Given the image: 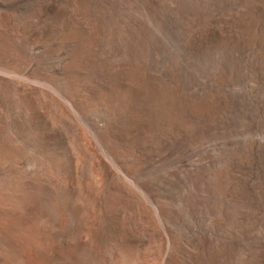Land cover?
Masks as SVG:
<instances>
[{"label": "bare ground", "instance_id": "obj_1", "mask_svg": "<svg viewBox=\"0 0 264 264\" xmlns=\"http://www.w3.org/2000/svg\"><path fill=\"white\" fill-rule=\"evenodd\" d=\"M202 17V29L188 53L190 63L206 57L205 92L201 100L192 101L184 109L188 113L183 110L181 113L178 100L168 93L173 85L187 81L185 76L182 78L180 65L168 66L170 72L168 67L158 73L151 70V63L144 61L134 34L104 31L95 37L96 46L79 48L68 69L54 68L60 79L56 94L60 101L41 87H29L21 111L14 96L7 98L18 86L16 78L0 77V98L13 105L3 115L0 149L9 144L16 160L22 153L23 144L19 141L24 143L21 138H25L27 150L35 158L25 172H19L20 177L11 169L5 174L0 160V175L4 172L1 176L9 197L31 209L28 212L34 222L28 233L35 237L33 241L24 239L36 251L35 256L31 251L30 264H92L96 252L100 258L96 264H132L123 255L135 248L143 229L150 238V243H145L149 248L144 246V256L150 255L158 264H264V0H205ZM52 19L53 27V23L37 27L27 21L25 33L47 35L50 30L54 33L90 23L76 17ZM100 22L105 24L107 20ZM119 51H125L127 56L111 64ZM29 52L31 62L39 65L42 59L39 47ZM94 61L99 63L97 67L92 64ZM84 63L94 79L74 83L71 74L82 73L78 67ZM76 87L81 88L80 94L73 92ZM200 110L205 117L202 155L196 154L192 143L182 142V137H189L188 131L174 128L168 132V138L162 137L160 116L187 117ZM42 112L51 117L53 126H60L58 140L73 142L74 155L68 153L67 147L54 153L51 142L54 130ZM12 129L17 131L16 135ZM81 134L86 146L83 150L77 145ZM167 176L183 188L178 195L174 192L177 196L172 194L163 202L158 187ZM84 178L88 179L86 183L90 181V188L86 187L89 191L80 185ZM81 213L88 217L82 218ZM85 223L92 227H84ZM1 230H4L0 229L2 262L29 264L26 258L22 263L23 246L18 243L27 232L13 229L7 235ZM116 249L120 250V259L114 263ZM110 252L114 261L107 257L112 255Z\"/></svg>", "mask_w": 264, "mask_h": 264}, {"label": "rangeland", "instance_id": "obj_2", "mask_svg": "<svg viewBox=\"0 0 264 264\" xmlns=\"http://www.w3.org/2000/svg\"><path fill=\"white\" fill-rule=\"evenodd\" d=\"M81 2H82V4H81ZM38 3H40V4H38ZM0 4H1L0 5V70H1L0 71V77H2V78L5 77L4 79H6V80H15V78H16V81L18 82V86L15 89L16 91L15 90L12 91L11 96L9 94H7V98L12 99V96H14L15 100L17 101L16 103H18L21 106V111L24 109V105L26 104V101H25L26 93L31 88H33L34 86H35L34 88L39 89L41 87L40 89H43L48 93L50 92V94L55 96L56 100L60 101L59 98L57 99L58 96L56 95L58 93V87L60 85V83H59L60 79L56 76V74L54 72V68L68 69L70 67L69 65H71L73 63V61L76 59V55L79 51V48L96 46L95 37L101 35L104 31H108V32L112 31L113 33L124 34L126 36H129L130 34L136 35V37L134 38V41H136L137 43L139 42L138 46L144 54V59H145L144 61L151 63V64L148 63L150 65L149 67L151 70H156V72H157V71L162 70L163 67L165 69L168 66L171 68V64L180 65V67H181L180 69L183 72L182 78L184 76L186 77V79H187L186 83L187 84L185 82H182L181 83L182 85H180L179 83L177 85L175 84V85H173L174 88L173 87L171 88V92H168V93L174 95L173 98L175 99V101L178 100L177 104L180 108L181 113H182V110L185 111L184 109L189 108V104L192 101L201 100V98L205 92V82L204 81H205V75H206V65L204 63H205L206 57L204 56V58H197V59H195V61L193 63H190L192 61V59L189 61L190 56L188 53L189 52L188 49H189L190 44L194 41V38L196 37L198 32L202 29V22H203L202 16L204 14L205 0H94V1H92V0H84V1H82V0H67V1H64L63 0L62 2H61V0H48V1L47 0H0ZM48 4H49V7H48ZM65 4H67V5L65 6ZM58 5L59 6L61 5V6L59 7ZM121 5L123 7L124 6L125 7L123 8ZM19 6H21V7H19ZM42 6L44 7V9ZM53 6H55V7H53ZM71 6H72V8H71ZM75 6H76V8H75ZM61 7H62V9H61ZM53 8H57V9H53ZM64 8H66V9H64ZM113 8H115V9H113ZM68 9H70L72 11H69ZM77 9L79 10V12ZM52 10H54V11H52ZM58 11L61 13H59ZM94 11H99L100 14H99V12H94ZM71 14H73V15H71ZM58 17L61 18L62 20L63 19L65 20V18L68 19V18L76 17V19L84 21V22H87L90 20V23L89 22H87V23H88V25H90L91 23L92 24H91V26L85 25L83 27L82 26H80V27L75 26V27H72L73 29L72 28H66L63 30L61 28L60 31H57L58 33L57 32L53 33V31L50 30L47 35L35 34V32L34 33L31 32L30 34L25 33L27 31L26 25H25V23L27 21H29V22L31 21L37 27L47 25L48 23L51 26V24L53 23V25L51 26V27H53L54 21L52 18H58ZM101 17H102V19H101ZM100 20H107V22H105V24H103L102 22L98 23ZM162 20H164L163 21L164 23L162 22ZM93 21H95V22H93ZM136 22H138L137 25H136ZM147 22H149V23H147ZM161 23H162V25H161ZM138 25H140V27ZM63 31H65V32H63ZM59 32L61 33V36H60ZM154 35H156V36H154ZM190 35H191V38H189ZM65 36L66 37L69 36L68 37L69 39L66 38ZM149 37H150V39H149ZM137 38H139V39L137 40ZM33 47H39V49H40V55L41 56L39 59H41V58L42 59H41V63L39 65H35L34 63L31 62L32 57H31V54L29 51H31V49ZM147 47H148V49H147ZM77 48H78V50H76ZM173 49H174V51H173ZM183 49L185 51L187 50L186 51L187 54H186V52H184ZM156 50H157V52H156ZM183 52H184V54H183ZM126 56H127V53L125 51H119L117 53V56L114 58L115 61L112 60L110 63L116 64L117 62L121 61L122 58H125ZM92 64L96 67L99 65V63L96 61H94ZM64 65H65V67H64ZM28 66H29V68H31L30 70H27ZM80 66L81 67H78V68L80 69V71L82 73H80L78 71L73 72L71 74L72 77H70V80L73 81L74 83H79L81 81L91 82L94 79V75L89 73V66L85 63H84V65L82 64ZM169 67L167 68V72H170ZM86 68H87V70H86ZM3 75H6V76H3ZM9 75L10 76L12 75V76L10 77ZM7 76H9V77H7ZM15 76H17V77H15ZM37 77H39V78H37ZM17 78H18V80H17ZM20 78H21V80H20ZM22 78H24V79H22ZM19 81H21L22 84H21V82L19 83ZM26 82H28V83H26ZM38 83H41V84H38ZM35 84H37V85H35ZM46 84H47V86H46ZM19 86H21V87H19ZM203 86H204V88H203ZM29 87H30V89H29ZM50 87L52 90L50 89ZM187 87H188V89H187ZM46 88H48V89H46ZM197 90H199L201 92H198ZM81 91H82L81 88L76 87L73 92L76 94L77 93L80 94ZM7 92H10V91H7ZM191 95H192V97H191ZM2 102L3 103L5 102V103L3 104ZM6 102L8 103L9 101L8 100L5 101V99L0 100V130H2V122L4 120L5 114H7L10 110L13 109L12 103L9 102L8 103L9 106H8L6 104ZM5 104L7 105V107L9 109L6 107ZM16 105H15V108L17 107ZM64 107H65V105H64ZM1 109L3 112L1 111ZM6 109L8 112L6 111ZM16 110H17V108H16ZM1 113H3V114H1ZM186 113H188V112H186ZM42 115L45 116V120L47 122H50V125L53 123L51 117L49 115L47 116L45 112H42ZM191 116L188 115L187 117H184V116L178 117V116L173 115L172 117L169 116L170 118L166 117V116H160L159 117V130H162L161 131L162 137H164V138H168L169 137V135H167L168 132L170 131V133H171L175 129L181 130L184 132L188 131L189 137L187 139H183V137H182L181 138L182 142L183 143L185 142L188 144L192 143L195 146L194 151H196V154L202 155L203 148H204L203 142H205V138H203L204 137L203 136V127L205 124V117L202 113V110H200L197 114L191 115ZM192 119H193V121H192ZM182 124H183V126H182ZM52 126H53V124L50 127L52 130H54L53 131V138L51 140V142L53 144L54 153H55V151H56V153H59L60 151L63 152L66 150V147H67V150L69 151L68 153L71 152L74 155L73 148H71V147H73V144H71L73 142L69 141V140L67 141L66 139H65V141H63V138H62V140H58V136H60L59 132H61L60 126H58V124H55L53 126L55 128H52ZM11 131H13L14 134L17 132L15 129H12ZM195 131H197V132H195ZM198 133H200V134H198ZM198 135H200L201 138L198 137ZM3 136H6V135L3 134ZM191 137H192V139H191ZM16 138H15V140H16ZM197 138H199V139H197ZM24 139L25 138H21V140H23L24 143L22 141H19L21 143V145L22 144L24 145V146L22 145L20 148V150H21L20 152H22V153L19 154V156H17L18 159H21V157L23 158L20 160V163H19L18 159L14 160V150H12L13 148L9 144L6 143V144H3L1 146L0 160H1V163H3L2 164V167H3L2 170L5 171V174L9 173V171L12 170V171H15L14 173H15L16 177H17V175H18V177H20L19 174H21L22 172H25V170H27V167L29 165L31 166L32 164H34L35 158L31 157L30 151H29V149L27 150V147H26V142H25L26 139L25 140ZM81 139H82V134L80 135V139H79L80 144L77 142V145L79 146L78 149L83 150L86 148V146L84 145L85 141L83 139L82 140ZM202 139H204V140H202ZM200 140H201V142H200ZM62 142H65V145ZM196 143H198V144H196ZM57 144L58 145L60 144L61 146L60 145L58 146ZM54 145H55V147H54ZM196 145H198V147H196ZM69 148H71V149H69ZM22 150L23 151L26 150V151L23 152ZM24 153H25V155H24ZM26 154H28V155H26ZM20 155H21V157H20ZM12 161L14 162L13 164H12ZM15 162H16V164H15ZM21 163H23V164H21ZM74 163H75V161H74ZM13 165H14V167H13ZM18 168H19V171H17ZM21 168H23V169H21ZM147 168L148 167H144V170ZM142 169L139 172H141ZM20 170H23V171H20ZM19 172H21V173H19ZM3 174H4V172L1 175H3ZM74 177H76V176L74 175ZM166 178H164V180H166V181H163V179L160 180V182H161V183L159 182L160 187H158V193L159 194L161 193L160 195L159 194L158 195H159L160 199L162 198L161 201H163V202L166 201V198L168 199L169 197H171L172 194H173V196H177L179 193L182 192V188H183L182 186L180 187L176 183L175 179H173L172 177L167 176ZM6 179H7V177H6ZM167 180H169L168 181L169 183L167 182ZM85 181L88 182V179L85 180V178H84L83 181L81 180L80 185H82V184L84 185V186L82 185L83 189L86 188L87 186H89V188H90V181H89V183H86ZM172 181H174V182L172 183ZM3 182H4V180L2 179V176H1L0 177V211H1L0 212V229H3L4 231L6 229L5 232L1 230L2 234L7 233V235L8 234L10 235V232H13V229H19V231H20V229L25 230L27 228L25 230L27 233L22 238H20V241L18 243H20L21 247L23 246L22 247L23 248L22 254L24 257H22L23 258L22 263L28 262L30 264V262L33 260V256H35V254H36L35 253L36 251H33V249L35 247L31 246V244L29 246H28V244L26 245L27 240H24V239H28V238L31 239L32 238V241H33L34 240L33 237H35V235L30 236L29 235L30 233H28V232H30V230H32L30 228H32L31 224L33 226V222H34L31 219L32 215L30 217V214L28 212L31 209H30V207H28L27 204H20L19 205L16 201H15L16 203L13 202L14 200L9 197L8 192H7L8 189L4 186ZM75 182H76L75 186L77 188L76 179H75ZM161 184L163 187L161 186ZM78 188H79V186H78ZM84 191H89V190H87V188H86V189H84ZM162 191H163V193H162ZM177 191H179V192H177ZM164 192L165 193L168 192L166 194V196H165ZM174 192L177 195L174 194ZM12 203H15L16 205L12 204ZM17 205H19L18 208L20 207V210L17 208ZM24 209H25V212H23ZM1 216H3V217H1ZM16 216H18V217L16 218ZM81 216H82V213H81ZM83 217H85V216H82V218ZM87 217L88 216H86L85 218H87ZM20 219H22V221ZM17 221L21 222V223H18ZM3 223H5L6 226ZM86 223L89 224V221H86ZM86 223H85L84 227L90 229L92 226H89L90 227L89 228ZM40 225H42V224H40ZM1 226H2V228H1ZM20 227H22V228H20ZM40 230L41 229H39V232H40ZM142 231L144 232V229L141 230V232ZM142 233H141V236L142 237L145 236L146 238L140 237L141 240H144V239L145 240L147 239V240L143 241L144 242L143 243L139 239L140 241H137V242H140V243L138 244L137 242H135L136 243L135 248L133 247V248L129 249L128 251H126L124 253L123 256L125 258L129 257L128 259L131 261L132 264H140V263L146 264L148 261H149L148 264H158L157 259L150 257V255L147 257L144 256V253L146 252L145 247L147 246L146 248L147 249L149 248L148 245H146V244L148 242L150 243V238H148L146 236L147 232H144L143 233L144 235ZM40 235L43 236V232H41ZM140 246H141V248H140ZM149 246H150V244H149ZM28 248H29V250H28ZM138 248H140V249H138ZM31 251L34 252L33 256H32ZM103 251H105V250L103 249ZM111 251L113 252L114 249H112ZM116 251L119 252L120 250L116 249L115 252ZM112 252H110V253H112ZM118 252L115 253L116 257L114 255V259H116V262L113 260V253L114 252L112 253V255H110V254L107 255V257H109V258L111 257L112 259L111 258L110 259L113 260L114 263H117L118 259H120V252L119 253ZM26 253H27V256H26ZM96 253H97V256H95V254H94V258L91 261L92 264L98 263V259H100L99 255H98L99 253L98 252H96ZM137 255L139 256V258ZM134 256H136V258ZM29 257H30V259H29ZM141 257H143L144 260ZM25 258L27 259L26 261H25ZM132 258L135 260H133ZM145 258L148 259V261H146ZM141 260H143V261L140 262ZM0 261L2 262L1 256H0ZM93 261H95V262H93ZM1 262H0V264H6V263H3V262L1 263Z\"/></svg>", "mask_w": 264, "mask_h": 264}]
</instances>
